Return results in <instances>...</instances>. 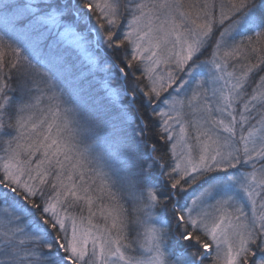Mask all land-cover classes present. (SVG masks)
Instances as JSON below:
<instances>
[{
	"label": "snow or ice",
	"instance_id": "obj_1",
	"mask_svg": "<svg viewBox=\"0 0 264 264\" xmlns=\"http://www.w3.org/2000/svg\"><path fill=\"white\" fill-rule=\"evenodd\" d=\"M0 264H264V0H0Z\"/></svg>",
	"mask_w": 264,
	"mask_h": 264
}]
</instances>
